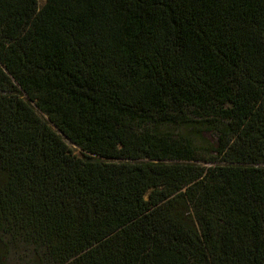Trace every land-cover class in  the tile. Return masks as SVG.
<instances>
[{
    "label": "trees",
    "instance_id": "trees-1",
    "mask_svg": "<svg viewBox=\"0 0 264 264\" xmlns=\"http://www.w3.org/2000/svg\"><path fill=\"white\" fill-rule=\"evenodd\" d=\"M0 236L264 264V0H0Z\"/></svg>",
    "mask_w": 264,
    "mask_h": 264
},
{
    "label": "rangeland",
    "instance_id": "rangeland-1",
    "mask_svg": "<svg viewBox=\"0 0 264 264\" xmlns=\"http://www.w3.org/2000/svg\"><path fill=\"white\" fill-rule=\"evenodd\" d=\"M42 4L43 0H38V6ZM77 152L75 149V153ZM2 242L7 243L8 239L0 236V264H47L42 254L36 253L31 246L12 243L5 249Z\"/></svg>",
    "mask_w": 264,
    "mask_h": 264
}]
</instances>
